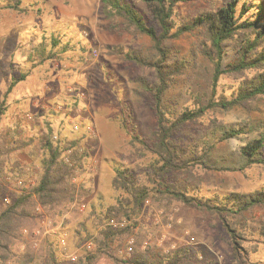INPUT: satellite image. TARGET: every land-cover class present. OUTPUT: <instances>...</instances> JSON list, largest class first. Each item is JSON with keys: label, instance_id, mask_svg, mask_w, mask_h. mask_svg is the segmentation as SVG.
Wrapping results in <instances>:
<instances>
[{"label": "rangeland", "instance_id": "obj_1", "mask_svg": "<svg viewBox=\"0 0 264 264\" xmlns=\"http://www.w3.org/2000/svg\"><path fill=\"white\" fill-rule=\"evenodd\" d=\"M130 1L145 10L143 0ZM229 1L180 2L174 19L180 25L205 9L222 7ZM245 1L237 2L239 14ZM247 1H251L250 8L242 20H253L257 14L253 5L262 0ZM21 6L22 11L0 9V143L7 136L2 158L7 177H12V181L5 177L7 189L1 203H6V197L11 202L23 191L17 179H39L47 157L41 140L50 128L55 143L78 139V146L88 156L73 178L80 190L73 203L60 208L43 207L36 200L29 203L31 217L25 219L22 229L28 228L30 233L39 229L40 233L23 234L13 245L16 256L7 264H21L20 256L29 251L34 253L30 264H36L50 244L56 248L53 234L63 237L68 251L79 248V256L83 255L86 249L82 246L87 241L95 243V238H101L102 229L108 227L104 213L109 206L118 205L119 199L129 208L131 219L122 212L111 217L126 218L131 232L120 236L114 249L102 253L96 264H132L124 260L134 255V251L126 250L131 243L138 250L150 248L154 256L187 247L189 264H264L263 205L247 212L238 225L244 248L239 260L231 236L217 216L172 198L153 197L146 200L141 212L132 213L128 195L114 188L117 163L132 168L142 183L152 186L147 168L154 156L133 140L132 132L147 139L157 123L152 97L141 84V80H155L154 70L126 57V53L137 50L153 58L156 53L150 36L133 27L120 28L126 21L108 15L102 0H21ZM147 21L159 29L151 15ZM54 37L59 38L57 46L52 44ZM203 42L207 39L200 28L171 39L173 50L187 62L186 70L165 97L176 111L205 104L210 97L214 64L203 54ZM225 49L227 65L238 54L235 38L225 42ZM51 52L54 57L48 56ZM22 73L25 79L9 89ZM254 74V69L224 74L218 94L231 98ZM57 105L61 108L56 109ZM126 107L133 116L127 120V128L121 123ZM187 127L189 132L179 135L195 137L196 146L192 144L186 155L190 166L186 172L170 174L171 180L177 176L188 183L190 194L210 197L264 188V165H249L243 152L248 142L264 135V95L228 109H211ZM225 128H240L242 132L221 139ZM205 146L209 154L204 159L214 157L218 161L215 166L208 167L199 158ZM194 155L198 159H193ZM17 162L24 167H17ZM58 257L61 264H74Z\"/></svg>", "mask_w": 264, "mask_h": 264}, {"label": "trees", "instance_id": "obj_2", "mask_svg": "<svg viewBox=\"0 0 264 264\" xmlns=\"http://www.w3.org/2000/svg\"><path fill=\"white\" fill-rule=\"evenodd\" d=\"M145 10L130 0H102L105 12L115 17L120 16L126 23L120 28L133 27L139 32L145 33L152 39L156 55L153 58L144 56L141 52L134 50L126 53V57L141 66L154 70V81L141 80V84L152 97V109L157 117L156 125L151 129L147 139L141 138L138 133L132 132L133 140L142 143L143 147L150 150L154 158L147 168V175L152 186L142 183L139 174L132 168L121 164L115 165L116 177L114 188L128 195V203H132V213L141 212L144 203L149 198L165 199L172 198L180 201L186 206L195 207L201 211L209 212L217 216L226 226L232 240L235 257H240L244 250L242 238L238 225L242 223L245 214L257 206H264V188L249 192L233 191L226 195L200 196L189 193V185L178 180L177 176L171 180L170 174L176 175L180 170L186 172L190 166L186 155L193 145L192 138L180 136L189 132L188 123L197 121L209 110L222 107L225 109L235 105L245 104L259 95H264V0L254 4L257 14L253 20H242L249 10L251 1H245V7L239 14L237 2L231 0L225 6L201 11L192 21H184L180 25L174 19L175 7L180 2L191 0H143ZM253 2V0H252ZM2 3V4H1ZM4 3V4H3ZM10 8L22 11L21 0H0V9ZM147 15H151L157 22L159 29L149 25ZM202 29L207 42L202 44V52L214 64V72L210 85L211 94L205 104L194 108H185L181 111L174 109L173 103L166 100V94L173 86L174 81L187 68V62L173 50L171 39L177 38L187 31ZM235 38L238 43V54L236 59L225 65V42ZM59 38L54 37L52 44L59 45ZM46 50V49H44ZM41 53H44L43 49ZM54 52L48 56L54 57ZM247 69H254V77L245 79L244 82L233 93L231 98L225 94H218L220 79L224 74H240ZM26 74L22 73L15 78L9 89L20 80H24ZM127 106V105H126ZM127 107L123 111L122 126L127 128L128 121L133 116ZM224 130V129H223ZM50 132L43 136L41 148L47 152L43 160V172L36 184L25 186L23 191L10 203H1L2 194L6 191L4 184L7 171L5 170V154L7 136L0 143V264H7L16 256L13 245L23 235V224L26 218L31 217L28 205L33 200L43 207H65L73 203L79 196L80 190L73 181L76 171L84 167V161L88 156L87 151H81L78 146L79 140H68L55 143ZM242 132V129L225 128L221 139H226ZM5 139V140H4ZM71 148V153L64 155V151ZM264 135L248 142L243 147L249 165H264ZM209 154V147L205 146L199 155L202 163L208 167L215 166L217 159L211 157L204 159ZM68 159V160H67ZM198 159V157H193ZM16 166L22 169L23 163L17 162ZM124 213L131 219V213L126 204L119 199L118 205H111L104 213L109 218L118 213ZM242 225V224H241ZM22 229V230H21ZM131 232L130 225L115 229L111 226L102 229L101 238L94 239L92 249L77 259L74 264H96L102 253L114 249L115 241L120 236ZM91 237V235H89ZM133 245L134 255L127 263L132 264H189L191 260L187 247L177 248L167 254H151V249H136ZM42 255L36 264H61L56 248L50 244L48 250ZM21 264H30L34 260L33 252H26L20 256ZM239 260H241L239 258ZM209 264H215L212 261Z\"/></svg>", "mask_w": 264, "mask_h": 264}, {"label": "built area", "instance_id": "obj_3", "mask_svg": "<svg viewBox=\"0 0 264 264\" xmlns=\"http://www.w3.org/2000/svg\"><path fill=\"white\" fill-rule=\"evenodd\" d=\"M61 106L57 105L56 109H60ZM79 128V125L77 123L74 124V129L77 130ZM55 138H57V136H54ZM72 149H69L68 152L71 153ZM68 160V159H67ZM8 181H12V177L9 176L7 177ZM16 181H18L17 185L20 186L21 188H24L25 186H33L36 184L35 181L33 180H28V179H17ZM6 203H10V199L9 198H5ZM108 226H111L115 229L118 228H122L128 225V220L126 218L123 219H118L115 217H109L108 221H107ZM40 233L39 229H36L33 231V233H30L28 228H23V234L27 235V234H34L35 236H37ZM53 236H55L57 244H56V249H57V254L58 256L62 257V258H66L68 259L70 262H76L77 259L79 258V248H77L76 250L73 251H68L66 249V243L63 239V237L59 234H53ZM83 248L89 250L92 249L93 247V241L89 240L87 241L83 246ZM127 252L131 253L133 251V244H129L127 246Z\"/></svg>", "mask_w": 264, "mask_h": 264}]
</instances>
